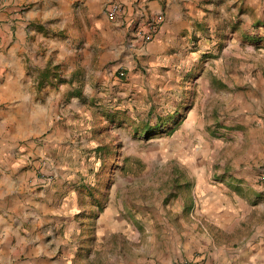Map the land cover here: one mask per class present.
<instances>
[{
    "label": "rangeland",
    "instance_id": "rangeland-1",
    "mask_svg": "<svg viewBox=\"0 0 264 264\" xmlns=\"http://www.w3.org/2000/svg\"><path fill=\"white\" fill-rule=\"evenodd\" d=\"M110 1L98 15L115 27L109 41L87 6L20 37L25 73L0 72V181L20 186L19 210L55 191L48 213L66 217L46 228L64 264H204L210 252L239 264L264 216L207 224L197 187L239 185L242 159L264 188V161L250 166L264 158V0L175 2L182 21L158 61L145 47L161 29L145 39L138 27L160 8L133 0L131 18L113 21ZM28 10L18 3L0 29V61Z\"/></svg>",
    "mask_w": 264,
    "mask_h": 264
},
{
    "label": "crops",
    "instance_id": "crops-1",
    "mask_svg": "<svg viewBox=\"0 0 264 264\" xmlns=\"http://www.w3.org/2000/svg\"><path fill=\"white\" fill-rule=\"evenodd\" d=\"M76 0H0V29L7 31L6 25H14L11 19V11L18 3H27L29 10L26 12L23 24L16 23L15 37H11L13 46L7 51L4 60L0 61V72L6 73L9 78L21 79L25 73V65L22 56L23 38L30 32L34 24L47 26L50 19H54V24L63 27L66 23L65 17L70 12L79 11L87 6L88 12L93 16V30H99L105 36L107 41L111 40L115 27L113 23L105 18L101 20L98 15L103 12L104 4L109 0H86L82 6H77ZM124 4L125 10L121 16L127 19L131 18V6L133 0H119ZM162 0H149L148 7L160 8L158 12L165 13V20L161 25V30L157 38L147 43L146 54L150 58L158 61L171 43L170 39L174 35L173 31L180 26L182 21L181 10L176 11L175 2L181 0H167L164 4ZM122 4V5H123ZM64 17V19H63ZM109 17V16H108ZM118 20H121L120 18ZM114 21V20H113ZM20 32V33H19ZM161 62V61H160ZM10 85V84H9ZM7 85L0 92L6 93L10 90ZM252 132V131H251ZM256 136V133H255ZM261 147L262 144H259ZM252 157L254 155H251ZM254 163L250 166L258 165L264 158H254ZM242 159L239 161V185L231 187L229 183L213 184L206 182L197 187L198 201L201 204L200 214L203 215L208 224H218L221 227H228L231 224L246 221L255 212L257 216H264V188L258 184L249 183L247 174L242 172L245 164L242 165ZM245 163V162H244ZM250 168V167H249ZM251 169V168H250ZM247 180V181H246ZM239 186V187H238ZM20 186L11 180L0 181V264H28L26 261H20L16 257L22 252L31 261L42 264H64L66 258L59 256L56 250L60 247L63 238L52 229L49 233L46 228L47 222L53 221L61 223L66 216L62 215L61 209H56L58 213L55 216L48 213L52 206L46 202L48 193H55L51 188L42 189L41 197H34L32 203L35 207H29L27 204L21 206L19 210V191ZM25 197L27 194H23ZM36 196V195H35ZM35 200V201H34ZM199 204V206H200ZM51 206V207H50ZM49 207V208H48ZM54 208V207H53ZM55 220V221H54ZM31 223V227L24 228L25 223ZM259 230L254 232L248 243L239 246L237 256L239 255V264H264V218L261 220ZM24 230V233L21 232ZM218 255V254H217ZM215 253L209 254L204 264H216ZM196 262V261H195ZM197 264H202L196 262ZM238 264V262L236 263Z\"/></svg>",
    "mask_w": 264,
    "mask_h": 264
},
{
    "label": "built area",
    "instance_id": "built-area-1",
    "mask_svg": "<svg viewBox=\"0 0 264 264\" xmlns=\"http://www.w3.org/2000/svg\"><path fill=\"white\" fill-rule=\"evenodd\" d=\"M124 12V6L118 0H111L107 6V13L110 19L116 20L118 19ZM165 18L163 12H157L154 15H148L145 20L144 26L138 27V34L145 38H151L158 29L161 28ZM124 75V72H121ZM188 264H197L196 262L188 263Z\"/></svg>",
    "mask_w": 264,
    "mask_h": 264
}]
</instances>
